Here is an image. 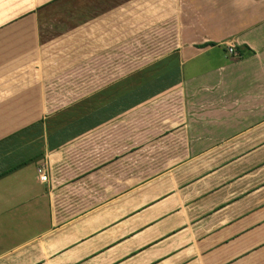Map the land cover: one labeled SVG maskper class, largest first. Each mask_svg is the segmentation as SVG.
<instances>
[{
  "label": "crops",
  "instance_id": "obj_1",
  "mask_svg": "<svg viewBox=\"0 0 264 264\" xmlns=\"http://www.w3.org/2000/svg\"><path fill=\"white\" fill-rule=\"evenodd\" d=\"M39 120L0 155V264H264V0H0V140Z\"/></svg>",
  "mask_w": 264,
  "mask_h": 264
},
{
  "label": "rangeland",
  "instance_id": "obj_2",
  "mask_svg": "<svg viewBox=\"0 0 264 264\" xmlns=\"http://www.w3.org/2000/svg\"><path fill=\"white\" fill-rule=\"evenodd\" d=\"M114 52H116V54H114V53H111L110 54V56L109 57H115L114 59L120 64L122 61H124V59H125V55H124V53H122V55H120V53L118 52V51H114ZM67 55H69V58H72V53H68ZM75 55V54H74ZM128 55L130 56V55H132V56H134V57H136L137 55H139V53H133V54H131L130 52L128 53ZM108 56L105 58L107 61H108V58H109ZM112 57H111V59H112ZM150 59H152V58H150ZM101 60V63H107L106 61H104L103 59H100ZM113 60V59H112ZM199 60H204V58H201V59H199ZM113 62H114V60H113ZM151 62V60H149V63ZM71 63H73V62H71ZM98 63V62H97ZM152 63V62H151ZM136 64V63H135ZM75 66H76V64H74ZM89 65V64H88ZM98 65H99V63H98ZM89 67V66H88ZM103 67H104V65H101L100 67H99V69H98V72H100V70H103ZM193 67V66H192ZM191 68V66H188V70ZM60 69H62L61 71H59V75H65V77H64V79L68 82V86L69 87H76L77 85H76V81L77 82H79V86L80 87H83V82H85V81H89V79H88V75L86 74L87 72H88V68H86V70H85V72H81V71H78V70H80V69H78V68H73V69H71V68H68V69H65V68H60ZM77 69V70H76ZM134 69V68H133ZM136 69V68H135ZM148 71H151L152 70V68H148L147 69ZM64 71V72H63ZM91 71H92V69H90V71H89V74L91 75ZM117 71H119V69H117ZM125 71H124V69H123V71L122 70H120V73L122 74V73H124ZM149 74H152V73H149ZM85 75H87V77L85 76ZM101 75V74H100ZM106 76L105 77H107L108 76V74H105ZM112 75V74H111ZM120 74H118L116 77H118ZM122 75H124V74H122ZM56 76H58V75H56ZM56 76H54V77H56ZM115 76V75H114ZM113 76V77H114ZM63 77V76H62ZM97 78H99L100 76L98 75V76H96ZM103 81H106L107 82V78H105L104 80H101L100 81V83H104ZM50 86H51V90L53 91V93H52V96L54 97V99H55V97H61L62 96V94H64L65 96L64 97H69L70 95L69 94H65L64 92H66L67 91V88L65 89V87H66V84H65V82H61V80L59 79V78H57V80H56V83H52V84H49ZM48 85V86H49ZM85 85V84H84ZM89 85H92V84H89ZM120 83H118V84H112V85H106L105 87H103L102 89H100L99 91H97L98 93H97V95L98 94H100L101 95V97H102V95L103 94H105V92L107 93L110 89H113L112 91H113V93H118L119 91H120V89L121 88H119L120 86ZM79 86H78V88H79ZM98 86V85H97ZM96 86V87H97ZM102 86V85H101ZM99 87V86H98ZM116 87V88H115ZM76 89V88H75ZM84 89H85V92L87 91V89L84 87ZM77 91V90H76ZM76 91L74 90V92L76 93ZM70 93V92H69ZM94 101H92V100H86V101H83V102H78V103H75L73 106H72V104L70 103V107H69V109L71 110V109H73L72 111L73 112H77V114L80 112L81 113V111H83V110H85V111H88V110H90L91 108H92V103H93ZM69 106V105H68ZM69 118L70 119H73L74 118V116H71V112H69ZM63 119H68V118H61V120L63 121Z\"/></svg>",
  "mask_w": 264,
  "mask_h": 264
},
{
  "label": "trees",
  "instance_id": "obj_3",
  "mask_svg": "<svg viewBox=\"0 0 264 264\" xmlns=\"http://www.w3.org/2000/svg\"><path fill=\"white\" fill-rule=\"evenodd\" d=\"M91 115H86L85 118H80L79 120L88 121L91 118ZM47 121L39 120L35 123H33L31 126L26 127L12 135H9L3 140H0V155L4 154L8 151L13 150L15 147L24 144L25 142L32 140V139H40L43 135V124ZM80 122V121H78ZM56 135V136H55ZM54 137L52 135L47 137L48 143H53L54 139H57L56 137H59V134H55ZM60 143L57 145L59 146ZM43 156L42 154L38 155V159Z\"/></svg>",
  "mask_w": 264,
  "mask_h": 264
},
{
  "label": "built area",
  "instance_id": "obj_4",
  "mask_svg": "<svg viewBox=\"0 0 264 264\" xmlns=\"http://www.w3.org/2000/svg\"><path fill=\"white\" fill-rule=\"evenodd\" d=\"M227 53L231 56H236L237 52L235 46L228 45L227 46ZM48 166L46 163L41 164L37 169L38 179L41 183H46L48 181Z\"/></svg>",
  "mask_w": 264,
  "mask_h": 264
}]
</instances>
